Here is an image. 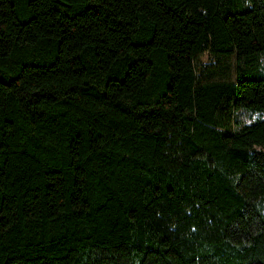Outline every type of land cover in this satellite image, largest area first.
<instances>
[{"label": "trees", "instance_id": "1", "mask_svg": "<svg viewBox=\"0 0 264 264\" xmlns=\"http://www.w3.org/2000/svg\"><path fill=\"white\" fill-rule=\"evenodd\" d=\"M0 264H264V0H0Z\"/></svg>", "mask_w": 264, "mask_h": 264}, {"label": "rangeland", "instance_id": "2", "mask_svg": "<svg viewBox=\"0 0 264 264\" xmlns=\"http://www.w3.org/2000/svg\"><path fill=\"white\" fill-rule=\"evenodd\" d=\"M197 72H200L202 81H233L235 76L234 57L222 59L217 63L208 52H204L197 59ZM256 116V113L240 111L238 117L244 123H248Z\"/></svg>", "mask_w": 264, "mask_h": 264}]
</instances>
